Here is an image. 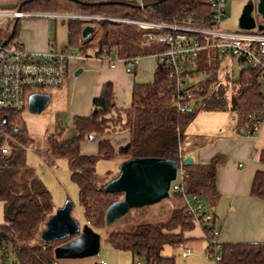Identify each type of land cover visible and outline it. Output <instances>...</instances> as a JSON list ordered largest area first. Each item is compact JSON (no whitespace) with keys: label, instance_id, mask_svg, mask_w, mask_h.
<instances>
[{"label":"trees","instance_id":"1","mask_svg":"<svg viewBox=\"0 0 264 264\" xmlns=\"http://www.w3.org/2000/svg\"><path fill=\"white\" fill-rule=\"evenodd\" d=\"M210 1L147 0L141 7L138 0H32L21 11L130 18L165 24L182 23L191 18L192 25L209 27ZM20 22L19 19L14 20L1 30L4 40L17 36ZM81 25L79 20L67 21V44L63 50L76 49L86 57L91 51L89 57L99 59L106 54H114L118 58L144 57L161 49L157 45L145 47L139 28L111 22L99 23L102 34L96 45L80 47ZM98 34L94 31L91 39L95 41ZM224 57L215 50L200 51L195 59L186 63L185 78L190 82L179 91L172 84L166 64H157L151 83L133 85L127 109L116 108L112 84L106 83L93 100L90 114L73 118L71 134L65 135L64 130L52 133L44 140V151L34 149L41 158L66 161L70 179L78 189L85 224L94 232L99 233L106 228V209L121 199L120 194H109L103 190L119 172L113 177L108 174L98 176L95 170L98 161L120 160L122 163L130 159L155 158L179 164L185 132L196 116L206 110H228L238 135L252 137L256 133L264 120V90L259 74L253 68L242 66V60L237 61L240 65L237 91L230 97L228 108L219 85ZM179 95L190 97L187 101L194 105L191 112L181 113L177 109ZM22 111L0 112V122L4 116L7 120L5 125L0 124V203L3 205L0 250L3 248L14 264H55L54 249L72 238L52 243H44L40 239L48 218L55 210L51 193L27 164V151L32 144L34 147V141L22 122ZM121 132H128L129 142L115 150L109 136ZM89 136L91 141L99 138L95 155H84L80 150L81 143L89 141ZM258 161L262 169L253 177L250 194L264 202V150L259 152ZM218 163L219 157H215L207 164L182 165L183 192H172L181 204L172 210L169 218L164 222L137 225L130 232L107 233V244L114 250L129 253L133 262L175 264L174 257L161 256L166 246L193 240L188 234L195 228L201 230V239L207 243L217 229L216 218L207 203L217 198ZM191 196H197L204 210L213 214L212 222L202 218L196 221L193 215L187 214L184 197ZM220 247L221 264H264V243L220 242Z\"/></svg>","mask_w":264,"mask_h":264},{"label":"crops","instance_id":"2","mask_svg":"<svg viewBox=\"0 0 264 264\" xmlns=\"http://www.w3.org/2000/svg\"><path fill=\"white\" fill-rule=\"evenodd\" d=\"M20 24V30L14 39L25 50L47 51L52 48H63L67 44V21L24 19ZM85 27H89L91 31L86 38H83L82 32ZM96 29L99 34L93 41L91 36ZM255 31L258 32L256 29ZM101 34L100 27L95 24L81 25L79 46L96 45ZM88 54L87 57L82 54L83 58L70 60L72 62L68 66L67 77L63 85L58 88V91L63 90L65 113L71 118H69L70 122L67 121L70 123L69 134L72 132L73 118L90 114L92 102L99 96L104 84H112L116 108L127 109L131 103L133 85L151 83L154 77L156 64L150 56L142 57L134 72L126 73L123 62L108 65L98 58L89 57ZM61 120V115L54 119L52 123L54 128L61 126ZM232 122L228 125L222 124L217 113L200 112L185 132L182 159L191 156L193 165H197L207 164L213 158L219 157L216 173L217 198L207 203V207L216 218L219 241L264 243V202L250 194L253 177L262 169L258 155L264 150V120L252 137L238 135L234 120ZM198 126L203 128L200 129ZM200 138L203 140L200 141ZM109 139L114 149L118 150L127 145L129 134L121 132L109 136ZM95 140L98 141L99 138L96 137ZM97 143L94 147L82 142L81 153L95 155ZM2 207L0 203V224L3 222ZM201 235V230L195 228L188 237L193 240H203ZM104 245V249L101 248L100 235L98 256L61 259L56 260L55 264H96L100 260H104L106 264H127L122 256L126 252L112 249L107 244L106 238ZM119 258L121 261L117 260ZM131 261H133L132 256Z\"/></svg>","mask_w":264,"mask_h":264},{"label":"built area","instance_id":"3","mask_svg":"<svg viewBox=\"0 0 264 264\" xmlns=\"http://www.w3.org/2000/svg\"><path fill=\"white\" fill-rule=\"evenodd\" d=\"M140 6L147 0H138ZM211 24L209 27H197L192 25L189 18L182 23H159L148 20L130 18H114L106 16L58 14L49 12L30 11H0V32L14 20L43 19L54 21L79 20L82 25L101 22H111L135 26L142 31L143 45L150 47L157 45L161 49L149 55L157 64H166L171 72L172 84L179 91L188 86L185 75L187 62L195 59L198 53L205 49L217 51L220 55L230 56L236 61L242 60V66L253 68L259 74V82L264 90V33L256 31L234 32L218 29L219 20L226 16L227 0H211ZM164 47V49H162ZM82 54L74 50L52 48L47 51L25 50L15 39L4 40L0 33V112H20L27 106L30 89L48 90L60 88L68 74L69 61L81 59ZM142 57L132 56L118 58L114 54H106L99 58L102 62L114 65L123 62L125 72H134ZM189 96H178L177 109L181 113L191 112L193 102L187 101ZM2 152H6L2 150ZM182 161L178 164L176 178L171 182L169 192H183L182 189ZM179 180V183H176ZM186 212L194 216V220L202 218L206 222L213 221V214L206 212L202 201L197 196L184 197ZM219 232L216 229L206 244L203 253L205 264H221L222 254ZM181 248L178 259H186L192 255L190 246L175 245ZM0 264H14L2 248L0 250ZM96 264H106L100 260ZM133 264H142L135 260Z\"/></svg>","mask_w":264,"mask_h":264},{"label":"rangeland","instance_id":"4","mask_svg":"<svg viewBox=\"0 0 264 264\" xmlns=\"http://www.w3.org/2000/svg\"><path fill=\"white\" fill-rule=\"evenodd\" d=\"M247 1L248 0H227L226 16L222 17L219 20L218 29L230 32L237 31L238 18L243 6ZM19 2L20 0H0V11H17V8H15V6L19 4ZM252 15L256 18L257 23H259V17L256 16L255 11ZM22 20L24 19H21V21ZM87 53L90 54L91 51H88ZM71 62L72 61H69L68 66H70ZM154 62L156 64L155 60ZM239 70L240 65L234 58H231L228 55L223 58L221 69L219 72V85L220 87H222V92L227 101L228 108L230 97L236 94L237 91L236 79ZM226 75L229 77L228 79L225 77ZM29 92L48 94L51 99L47 107L39 114L29 113L27 106H25L24 110L21 113L22 122L26 127L29 137L34 141L35 147H32V144L30 149L27 151V164L34 169L35 175L42 181V183L51 193L54 210L61 208L66 202H70L72 206L71 217L82 227L84 225V218L82 209L79 206L78 189L70 179L66 161L64 159H52L50 157L46 158L45 156L44 158H41L34 152V149L37 148L44 151V140L52 133H59L63 129L65 135L69 134L70 123H67V121L70 122V116L65 113V99L63 90L58 91V89H30ZM201 112L217 113V116L220 118V122H222V124L228 125L230 123H233V118L228 110H206ZM59 115H61L62 118L60 122L61 126H57L56 128H54V125L52 123L54 119ZM199 128L202 129L203 126H200ZM202 140L203 138H200V141ZM85 142L86 144H89L91 146L93 145L95 147L97 140ZM184 144L185 141L183 145ZM120 164V160H100L96 164V174L98 176H104L105 174H108V176L113 177L117 174ZM176 183H179V180H176ZM180 204V199L173 196L172 192L170 191L169 197L162 199L159 203L145 206L139 209H131L127 214L119 218L116 222L109 226H106L104 231H101L102 233H98L101 235V248L104 249L106 238L105 235H107V233L130 232L140 224L164 222L169 218L172 210L180 206ZM187 244L188 246H191L192 255L188 256L184 260L177 258V255L180 254L182 250L180 247L176 246H166L162 250L161 256L169 258L174 257L175 264H205L202 258L207 244L206 241L200 239L191 240L185 243V245ZM122 256L123 259L127 261V264H132L133 261H131V255L129 253H124V255ZM117 260L121 261V258Z\"/></svg>","mask_w":264,"mask_h":264},{"label":"water","instance_id":"5","mask_svg":"<svg viewBox=\"0 0 264 264\" xmlns=\"http://www.w3.org/2000/svg\"><path fill=\"white\" fill-rule=\"evenodd\" d=\"M32 0H20L18 11ZM255 11L260 22L252 15ZM238 30L264 32V0H248L243 6L237 24ZM90 28L85 27L82 37L86 38ZM13 37V34L10 36ZM48 94L34 93L28 97L27 109L31 114L41 113L48 105ZM7 123L2 117L0 124ZM91 141L92 137H88ZM193 164L191 156L182 159L183 166ZM178 163L174 161L142 158L123 161L118 169V176L108 182L103 190L109 194H120L121 199L112 203L105 212V225L109 226L127 214L131 209L159 203L169 197L171 182L176 178ZM71 203L66 202L48 218L40 239L44 243L67 240L57 246L53 253L55 260L83 259L98 256L100 250V235L87 224L82 227L71 217Z\"/></svg>","mask_w":264,"mask_h":264}]
</instances>
